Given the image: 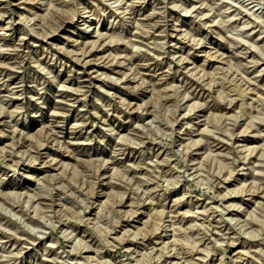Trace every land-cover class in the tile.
I'll use <instances>...</instances> for the list:
<instances>
[{"label":"rangeland","instance_id":"obj_1","mask_svg":"<svg viewBox=\"0 0 264 264\" xmlns=\"http://www.w3.org/2000/svg\"><path fill=\"white\" fill-rule=\"evenodd\" d=\"M0 264H264V0H0Z\"/></svg>","mask_w":264,"mask_h":264}]
</instances>
